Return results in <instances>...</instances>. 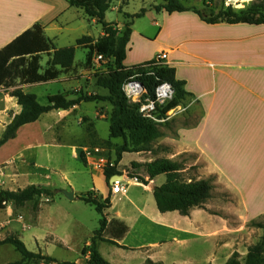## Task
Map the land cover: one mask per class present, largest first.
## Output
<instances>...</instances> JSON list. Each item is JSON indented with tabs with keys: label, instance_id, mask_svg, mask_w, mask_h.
<instances>
[{
	"label": "crops",
	"instance_id": "1",
	"mask_svg": "<svg viewBox=\"0 0 264 264\" xmlns=\"http://www.w3.org/2000/svg\"><path fill=\"white\" fill-rule=\"evenodd\" d=\"M72 9L76 10L71 16ZM156 13L162 17L167 14ZM81 15L88 19L81 9L69 6L66 0H0V50L35 25L42 27V34L55 48L64 47L55 44L69 31L74 17ZM168 15L211 29L243 27L250 32L243 39L222 41L180 32L175 34L173 45L160 46L156 51L157 55L166 53L164 64L174 68L176 79L185 82L184 89L190 94L189 102L177 105L181 110L174 115L193 104L200 106L201 113L195 125L177 131L181 143L177 151L191 155L189 165L160 174L164 176L160 183H157L160 175L143 178L150 180L147 184L152 187L176 185L174 181L166 183L170 175L176 179L179 175L191 180L211 179L212 185L221 183L223 191L237 202L238 216L248 222L264 217V23L208 24L192 11ZM122 22L116 24L120 26ZM100 33L102 36V29ZM243 40L246 43L241 44ZM218 44L223 45L215 46ZM203 45H209V57L197 53V47ZM77 47L71 68L54 67L58 73L53 79L30 83L15 79L14 87L0 86V136L21 111L9 90L21 88L34 94L41 105H47L48 96L62 94L67 100L73 99L76 94L73 90L83 89L82 78L90 70L84 68L87 49L82 47L84 52L77 57ZM175 53L179 57L171 58ZM215 54L223 59L213 57ZM49 58L46 53L40 54L39 74L49 67ZM136 64L124 60L127 67ZM197 67L209 70L202 80L189 73ZM101 103L80 102L69 109L43 113L36 121L20 126L15 136L0 146L1 189L16 191L35 186L52 194L56 192L54 198L48 197L49 203H40L35 212L24 211L17 217L16 237L31 252L70 263L73 262L64 255L73 253L77 256L75 264H87L89 253L83 255L81 250L90 245L91 237L100 227L101 215L79 197L92 192L97 198L110 200V207L103 213L106 222L103 238L116 244L97 242L98 253L109 263L224 264L234 252L226 243H209V217L202 207L191 208L186 215L178 211L161 212L153 188L129 176L127 166L139 162L138 153L122 154L115 166L119 175H115L120 178L123 191L111 192L110 179L104 175L106 167L96 165L100 158L114 163L118 142L109 138V128L106 139L98 132L99 121L108 123V117L96 109ZM87 151L90 155H86ZM124 154L133 156L128 164L121 165ZM68 160L76 163L75 167L67 168ZM57 162L66 170L55 169ZM192 168L196 170V178L187 172ZM59 172L61 175L56 177ZM62 190L72 191L73 198L65 197ZM3 205L8 212V203ZM87 206L96 216H86L83 209Z\"/></svg>",
	"mask_w": 264,
	"mask_h": 264
},
{
	"label": "trees",
	"instance_id": "2",
	"mask_svg": "<svg viewBox=\"0 0 264 264\" xmlns=\"http://www.w3.org/2000/svg\"><path fill=\"white\" fill-rule=\"evenodd\" d=\"M69 6L81 9L83 14L89 19L99 24L102 29V36L94 40L90 36H81L75 41V45L55 48L52 43L42 34V27L33 26L18 35L13 41L0 50V86L5 88L14 87L15 79L19 83H30L47 81L57 75L54 67L59 66L62 70L71 68L74 59L76 46L87 49L85 63H91L93 54L101 55L103 59H108L111 65L106 72L95 76L97 87L107 91L106 95L97 93H77L75 98L66 99L62 94L48 96V104L41 105L36 96L32 93H25L21 88L15 87L9 90V95L14 97L17 104L21 106L19 114L15 115L12 121L5 127L0 136V146L7 140L13 138L18 128L24 124L36 121L43 113L53 109H69L80 102H108L111 110L108 114L109 138L121 139L122 143L114 148V166L104 169L107 180L112 175H119L115 166L121 160L123 153H139L151 151L150 142L159 135L156 124L152 119L144 118L138 112V105L129 103L121 86L135 72H141L142 76L137 78L150 96H153L154 87L161 81L169 82L174 94L171 100L158 107L157 117L161 118L165 112L171 108L183 104L190 95L184 89L185 82L176 79L175 70L166 64L149 65L142 68V65L151 64L155 60H149L140 65L127 67L124 65L127 45L132 33V24L135 18L143 16L146 9L142 8L138 13L128 14L124 12V22L118 26L116 23L107 22L105 14L110 8L111 0H66ZM184 0H163L162 4L154 6L155 12L164 11L167 14L174 12L192 11L198 17L208 23L226 24H250L260 25L264 23V3H253L247 8L235 10L227 6L226 8L215 9L204 3L201 9L184 5ZM126 19L128 21H126ZM46 53L50 56L47 61L48 68L42 74L38 73L40 54ZM151 72L153 75H147ZM146 175L153 179L157 175L175 172L182 169V165L177 161L160 160L144 165ZM140 182L147 185L144 178L135 176ZM177 179H182L181 175ZM184 180V179H183ZM186 181V180H184ZM189 185L183 186H154L153 197L157 209L161 212L178 211L186 215L191 208L202 207L210 198L213 185L211 179L189 180ZM52 191L29 186L25 189L9 191L0 188V209L4 208L3 203H12L14 206H23L30 202H36L41 197L48 198ZM80 200L94 206L101 215L100 227L91 237L90 245L84 247L81 253H89L87 264H111L106 261L97 251V242L106 241L116 244L113 240L103 238L105 228L104 211L110 207L109 198L100 199L92 192L81 195ZM37 204V203H36ZM252 225L262 230L261 242L257 246L250 248L245 257L241 260L236 252L224 264H264V224L252 222ZM117 237H120L117 235ZM0 244H9L21 255V260L16 264H28L31 260H42L54 264H75L70 262H59L55 258L43 255L40 252L29 251L24 243L16 236L9 235L0 241ZM144 264H153L146 261Z\"/></svg>",
	"mask_w": 264,
	"mask_h": 264
},
{
	"label": "rangeland",
	"instance_id": "3",
	"mask_svg": "<svg viewBox=\"0 0 264 264\" xmlns=\"http://www.w3.org/2000/svg\"><path fill=\"white\" fill-rule=\"evenodd\" d=\"M264 3V0H184L183 3L189 7H195L201 9L204 7V3L215 9L226 8L227 6L232 9L239 10L250 6L253 3ZM163 0H111L110 8L106 12V20L111 23L122 22L124 12L128 14H135L140 11V9L145 8L146 11L143 16L135 18L132 24V34L128 44V49L126 52V63H136L144 61L149 58H154L157 55V50L160 46L173 45L175 34L180 32L188 33L191 35H196L203 39L213 38L217 41L244 38L250 31H244L243 27L237 28H209L197 25L194 21L186 18H176L168 14H164V17L159 16L153 8L156 5L162 4ZM76 9H72L70 15L72 16ZM126 21H128L126 19ZM124 22V19H123ZM122 22V23H123ZM163 33H161V31ZM244 31V33H240ZM101 26L95 22L88 19H84L81 15L79 18L74 17L72 25L69 26V31L66 33L64 38L59 39L55 45L57 46H71L75 45L76 38L81 36H90L94 40L101 37ZM241 44L246 43V40L240 42ZM223 44L215 45L217 47ZM215 46H211L214 47ZM77 47V46H76ZM198 54L209 57V45H203L197 47ZM76 56L78 57L82 52H84L82 47H77ZM81 51V52H80ZM213 57L223 59L222 56L215 54ZM179 57L178 53H175L171 58ZM136 64V65H138ZM111 65L110 62H96L85 63L84 68L90 70L87 76L82 78L83 89L80 92L73 90L77 93H97L100 95H106L107 91L98 88L95 84V76L97 74H102L106 72L107 68ZM209 72L205 67H197L195 71L190 74L194 76L197 80H202L206 77V73ZM79 77V76H78ZM81 80V79H80ZM189 102V98L185 100ZM101 103V102H100ZM101 107H96V109L103 113L106 117L111 110V106L108 102H102ZM100 106V105H99ZM201 110L198 104H193L187 110L178 112L176 115L170 117L164 122L158 120H153L156 124V128L159 132L157 137H154L150 142L152 145L151 151L139 152V162L129 163L128 161L133 155L124 154L121 165L128 164L129 176H139L141 178L146 175L144 165L147 163H152L160 160H170L177 161L182 166H187L192 161L191 155L189 153L179 154V133L177 132L180 127L188 128L191 125H195L196 118L200 115ZM157 117V115H156ZM158 118V117H157ZM98 132L101 138L106 139L108 136V123L99 121ZM59 138V135H58ZM115 141V140H114ZM118 144L122 143L121 139H117ZM181 144V143H180ZM178 153V154H177ZM76 163L72 160H68L66 167H75ZM59 166V167H58ZM60 169V171H65L66 169L57 162L55 169ZM192 178H196L195 168L187 171ZM175 174V173H173ZM61 175L59 172L56 177ZM171 179L168 178L166 183L177 182L178 185H189L191 182L190 177H184L181 175L182 179H176L175 175ZM201 176V175H200ZM175 178V179H174ZM186 181H184V180ZM147 182L150 180L146 179ZM164 180V176L160 175L157 179V183ZM85 181V179H82ZM215 182V178H212ZM165 184V183H164ZM56 192L51 195L54 198ZM50 196V197H51ZM49 198L41 197L36 202H30L24 204L23 206H14L12 203H8L9 211L6 212L5 208L0 209V241L5 237L12 235L17 236V217L24 211H32L38 208L40 203H49ZM37 203V204H36ZM5 206V207H6ZM202 208L207 212L209 217V243H226L225 246L229 247L230 251L236 252L238 254L239 260L245 257L247 251L258 246L261 242L262 230L253 226L252 222H259L264 224V217H260L254 221H245L243 217L237 215L236 208L237 202L229 198V194L222 189L221 183H215L211 191L210 198L202 205ZM86 216H96L95 211L90 207H85L83 209ZM223 239V240H222ZM66 259L74 263L77 257L73 253L65 254ZM21 260V255L16 252L13 246L9 244H0V264H16ZM28 264H54L47 263L42 260H31ZM83 264V263H79Z\"/></svg>",
	"mask_w": 264,
	"mask_h": 264
},
{
	"label": "built area",
	"instance_id": "4",
	"mask_svg": "<svg viewBox=\"0 0 264 264\" xmlns=\"http://www.w3.org/2000/svg\"><path fill=\"white\" fill-rule=\"evenodd\" d=\"M165 59L166 53L163 51L159 52L153 63L142 65V68H146L149 65L164 64ZM106 61H108V59H103L101 55L94 53L93 62L100 64V62ZM146 74L153 75L151 72H146ZM140 76H142L141 72H135L131 77L123 82L121 89L123 90L129 103L138 105V112L142 117L164 122L174 115L178 110H181V107L175 106L165 112L163 117L157 118L156 113L158 107L164 105L166 102L172 99L174 89L169 82L161 81L154 87L153 96H150L141 81L137 79ZM94 152H98V150H94ZM86 155H90V152L87 151ZM96 166H98V168L111 167L114 166V163L107 161L105 158H100ZM121 191H123V184L121 183L120 178L117 177V179H115L111 184V192L116 194Z\"/></svg>",
	"mask_w": 264,
	"mask_h": 264
},
{
	"label": "water",
	"instance_id": "5",
	"mask_svg": "<svg viewBox=\"0 0 264 264\" xmlns=\"http://www.w3.org/2000/svg\"><path fill=\"white\" fill-rule=\"evenodd\" d=\"M117 177H118V176L113 175V176L110 178V180H109L110 184H112L113 181H114L115 179H117ZM146 186H147L148 188H153L152 185H151V183L147 184ZM62 193L64 194L65 197H67V198L70 199V200L73 198V192H72V191H65V190H62Z\"/></svg>",
	"mask_w": 264,
	"mask_h": 264
}]
</instances>
